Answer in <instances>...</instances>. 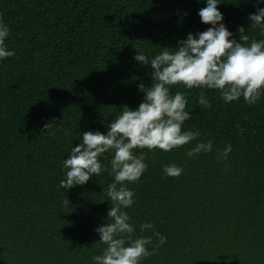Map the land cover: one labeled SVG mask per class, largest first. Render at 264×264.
<instances>
[{
  "label": "trees",
  "instance_id": "trees-1",
  "mask_svg": "<svg viewBox=\"0 0 264 264\" xmlns=\"http://www.w3.org/2000/svg\"><path fill=\"white\" fill-rule=\"evenodd\" d=\"M203 7L204 0H0L15 51L0 60V264H92L103 248L94 228L110 207L99 200L112 178L102 172L64 190L62 161L79 131L106 132L123 106L141 102L137 84H150L151 69L133 59L136 52L174 50L189 32L205 30ZM217 7L231 38L239 39L241 26L250 39L262 38L247 17L264 4ZM186 91L192 116L183 127L199 129L197 139H211L213 150L186 157L195 141L168 152L136 150L148 167L128 185L135 200L125 210L133 224L151 221L167 237L141 264H264V94L254 105L225 104L207 90L203 108L199 90ZM226 144L232 151L218 160ZM168 163L183 173L163 175Z\"/></svg>",
  "mask_w": 264,
  "mask_h": 264
},
{
  "label": "clouds",
  "instance_id": "clouds-1",
  "mask_svg": "<svg viewBox=\"0 0 264 264\" xmlns=\"http://www.w3.org/2000/svg\"><path fill=\"white\" fill-rule=\"evenodd\" d=\"M221 2L204 0L205 7L200 8L197 15L200 22L209 27L189 32L174 50L165 46L155 54L137 51L133 59L151 69L150 84L147 87L144 83L137 84V90L143 93L141 102L135 108L123 106L119 114L109 120L106 132L79 131V143L70 148L62 161L63 178L59 187L64 190L83 185L91 176L98 177L102 172L112 178L99 200L107 199L110 207L105 222L94 228L103 248L91 257L92 264H141L157 246L166 243L167 237L157 232L151 221L139 225L131 222L125 209L133 205L135 193L128 185L139 181L148 167L146 153L137 149L168 152L195 141L185 151L186 157L213 150L211 139H197L201 136L199 129L183 127L192 116L191 110H186V90H199L196 102L203 108L210 107L207 90L218 92L225 104L243 98L244 103L254 105L264 94V7L256 8L247 17L262 38L250 39L241 26L239 39H235L231 38L233 33L224 24L223 14L217 7ZM256 3L264 4V0H256ZM9 32L8 24L0 20V60L15 55L6 43ZM177 85H182L185 91H173ZM43 127L48 130L51 123ZM231 151V144L217 149V159L226 161ZM105 153L109 154L107 165L102 163ZM162 173L178 177L183 168L168 163L162 165ZM146 231L151 235H144ZM153 237L155 246H152Z\"/></svg>",
  "mask_w": 264,
  "mask_h": 264
}]
</instances>
